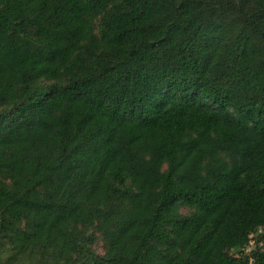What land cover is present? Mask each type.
I'll list each match as a JSON object with an SVG mask.
<instances>
[{"label":"trees","instance_id":"16d2710c","mask_svg":"<svg viewBox=\"0 0 264 264\" xmlns=\"http://www.w3.org/2000/svg\"><path fill=\"white\" fill-rule=\"evenodd\" d=\"M0 264H264V0H0Z\"/></svg>","mask_w":264,"mask_h":264},{"label":"rangeland","instance_id":"374dc122","mask_svg":"<svg viewBox=\"0 0 264 264\" xmlns=\"http://www.w3.org/2000/svg\"><path fill=\"white\" fill-rule=\"evenodd\" d=\"M184 212H186V211H184ZM97 251H98V253L100 254V255H103V245H102V243H99L98 244V246H97Z\"/></svg>","mask_w":264,"mask_h":264}]
</instances>
